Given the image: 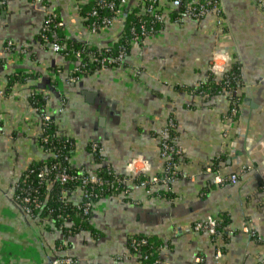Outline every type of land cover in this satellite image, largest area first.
<instances>
[{"label":"crops","instance_id":"0c3cea01","mask_svg":"<svg viewBox=\"0 0 264 264\" xmlns=\"http://www.w3.org/2000/svg\"><path fill=\"white\" fill-rule=\"evenodd\" d=\"M44 1L0 2V264H46L66 257L74 264H139L129 249L135 235L160 243L158 264H215L217 249L223 253L219 264H257L264 244L242 228L252 221L264 237V17L259 0H220L219 16L183 15L179 21L170 20L174 5L159 0L164 24L158 35L133 43L126 67L102 68L76 82L69 79L73 61L40 37L46 15L59 16L69 41L97 49L119 37L124 16L92 32L78 0ZM125 1V11L141 2ZM9 41L15 44L13 52L7 50ZM214 51L228 57L225 70L234 62L240 69L235 117L226 92L206 97L188 91L212 74ZM33 90L45 94V111L54 116L59 132L75 140L74 168L96 174L99 163L91 149L99 143L103 164L114 172L131 175L129 163L139 158L149 177L159 174V133L173 118L183 151L182 176L169 186H152V192L129 181L128 190L94 205V232L81 231L61 247L56 242L63 239L61 232L48 231L31 218L14 195L27 168L48 157L39 141L40 115L28 98ZM210 166L213 172L206 171ZM233 173L234 184L214 181ZM82 196L79 190L73 198ZM208 217L231 235L192 230Z\"/></svg>","mask_w":264,"mask_h":264},{"label":"trees","instance_id":"16d2710c","mask_svg":"<svg viewBox=\"0 0 264 264\" xmlns=\"http://www.w3.org/2000/svg\"><path fill=\"white\" fill-rule=\"evenodd\" d=\"M105 1L107 3L114 0ZM0 2L5 3L6 0H0ZM44 2L43 0V3ZM98 2L99 1L90 0L86 2L85 0H78L77 7L80 14L85 17L88 27H97V31H100L103 28H101V26L104 25V20L115 16L116 8L111 9L107 6L100 5ZM116 2L118 3L119 0H116ZM182 2H192V0H182ZM199 2L202 3L204 0H199ZM142 6L143 4L140 2L137 7L126 11L119 37L98 49L85 42L69 41L61 32L63 25L54 27V31L59 35V41L65 43L66 46V50H62L61 54L68 60L77 61V57L72 53L73 48H87L90 50L95 57L93 61L90 62L86 56L81 57L79 60L81 66L84 67L85 76L93 74L103 68L101 63L103 56L116 57L123 47H126L128 56L134 38H141L137 42L141 43L145 38L142 34L144 30H150L151 32V29L154 28L155 33L153 32L150 34H157L164 24L163 21H160L156 17L149 14H141L140 10ZM94 9H97V14L95 15L92 14ZM182 10L183 7L172 9L170 12V20L179 21V13ZM54 14L56 15V22H62L59 16L56 13ZM201 18L202 17H198L196 19ZM42 36L43 32L41 31L40 37L42 38ZM45 46H47V43ZM101 52L104 54L103 56H101ZM115 65L119 64L105 63L104 66L108 68ZM124 65H128L126 60L123 63V66ZM239 70V66L236 62L231 63L229 68L224 71V75L220 78L215 79L212 73L205 81L200 82L196 87H190L188 91L191 92L193 90V94L206 95V97L218 95L221 94V92L227 91L229 92L226 93V95L230 103V113L233 105H235L238 111L241 97L238 94L233 95L229 90L235 89L236 85L234 80H238V85H240L241 78ZM33 91L28 98L30 104L40 115L42 135L39 141L43 149L48 153V157L42 161L31 164L27 168L18 180V186L15 189L14 195L16 202L23 207L25 212L26 208L31 209V212L27 213L31 218L37 219L48 231L58 230L61 232L63 239H59L56 242L63 247V241H68L71 236L81 231L94 232V228L90 222L93 213L92 210L88 212L85 211L87 204H96L107 196L117 195L123 193L124 190H128V182L124 181L127 176L123 175V173H116L111 167L103 164L102 154L98 150L94 151L90 146V149L94 153L95 160L99 163L96 175L100 180L104 181V184L101 185L99 182L96 183L92 181L84 184L82 181L83 177H88L90 173L86 170L74 168L70 163L75 140L59 132L54 116L49 115L48 118H45V115H47L45 111L46 96L41 91ZM97 144L98 149H100L101 145L99 143ZM63 170H66L68 174L72 176L65 183H61L59 178V174ZM41 172H44L43 178L40 176ZM64 190L68 192L65 194ZM79 190H82L83 196L81 200L76 201L73 197ZM18 195L21 196V200L18 198ZM25 196H29L31 201L28 203L23 202L22 198ZM217 228L220 229L218 223ZM224 233L225 231H223L221 236H225ZM135 238H146L148 239V244L135 249L132 244V239ZM159 248L160 243L149 235H135L129 240V249L131 253L139 255V264H143V255L146 253L149 254L150 262L159 261Z\"/></svg>","mask_w":264,"mask_h":264},{"label":"built area","instance_id":"2783aa9c","mask_svg":"<svg viewBox=\"0 0 264 264\" xmlns=\"http://www.w3.org/2000/svg\"><path fill=\"white\" fill-rule=\"evenodd\" d=\"M35 2H40L43 3V0H34ZM90 1V0H85ZM91 1H99L98 3L102 6H107L111 9L116 8V13L115 16L112 18H107L104 20V25L101 26V28H106L110 27L113 24V21L115 19H119L123 16L126 15L125 11V0H119L117 3L116 0L107 2L105 0H91ZM172 5H174L175 8L173 9H179V7H183V10L179 13V18L183 15H188L194 19L198 17H204L209 13H216L218 16L222 14V10L220 7V0H204V2L200 3L199 0H192V2H182V0H169ZM143 6L140 10L141 14L143 15H151L153 17L158 18L160 21H164L162 17V11L161 8L159 7V0H141ZM120 3V4H119ZM193 3V4H192ZM259 7L261 9V12L264 17V0H259L258 1ZM93 15L97 14V9H94L92 12ZM164 23V22H163ZM63 22H56V15L53 12H50L46 15L43 26L41 31L43 32V41L44 43H47V46L55 53L61 54L62 50H66L65 43H61L59 41V35L57 32L54 31V27L56 26H62ZM153 27V26H152ZM100 28V29H101ZM90 30L92 32H98L97 27H91ZM155 33L154 28L147 31H143L142 34L145 37L144 40L148 37L151 36H156L157 34H150V33ZM141 38H134V42H138ZM45 43V44H46ZM15 49V44L12 41L8 42V48L7 50L9 52H13ZM72 53L77 57V61H73V68L71 70V73L69 75V79L72 82L79 81L80 79L83 78L84 75V67L81 66V62L79 61L81 57L86 56L89 61L94 60V54L88 50L87 48L83 49H72ZM107 52V51H104ZM101 56L104 54L101 52ZM127 58V53H126V47L121 48V51L118 56L116 57H107L103 56L101 63L103 68H105V63H117L119 65L113 66L115 67H126L125 65L123 66L124 61ZM228 57L226 54L220 52V51H214L212 59H211V65H210V70L213 74L216 75H224V71L226 68L227 60ZM235 82V89L234 90H229L232 92L233 95H237L236 88L238 85V80H234ZM226 93H229L226 91ZM237 115V109L235 105L231 107V116L235 117ZM49 115H45V118H48ZM176 128V123L173 118H169L166 125L163 127V129L159 133V155L160 158L163 161L162 165V171L153 176H148L145 171L147 169L146 163L142 162L141 159L139 158H133L130 161V166H132L131 169H133V173L129 176H127L124 181L129 182L131 181L134 185H140L144 186L147 188L148 192H152V186L154 185H162V186H169L173 181L177 180L179 177L182 176V173L180 171V159L182 157L183 151L181 147L177 144L176 142V136L174 135V131ZM94 151H99L102 153V148L98 149V144L94 143L92 146ZM137 162H142L144 166H138L136 165ZM246 167H242V171H244ZM207 172H213L211 166L206 168ZM40 176L43 178L44 177V172L40 173ZM72 176L68 174L66 170H63L59 174V178L61 183H65L68 179H70ZM193 177V176H190ZM74 178V176H73ZM261 178V188L264 189V173L260 175ZM83 183H88L89 181L92 182H99V184L103 185L104 181L100 180L96 174L92 175L90 174L88 177H83L82 179ZM214 181L217 183H222L224 181H229L231 183H236L237 181V175L236 174H231L228 175L227 177H220L216 176L214 178ZM68 191L64 190V193L66 194ZM18 198L21 200V196L18 195ZM23 202H30L31 198L29 196H25L22 198ZM94 203H88L85 211H91L94 208ZM31 209L26 208V213H30ZM192 230L196 233L198 232H206L214 236H218L223 234V231L221 232L217 228V221L214 217H208L204 221H197L194 223ZM242 231L246 233L250 238L254 239L255 241H258L262 244H264V237L257 233L254 229V225L252 221H247L245 225L242 228ZM231 235L232 231H226L224 234ZM132 244L135 247V249L148 244V239L146 238H141V239H132ZM136 257H139V255L136 254ZM223 257V253L220 249L216 250L215 256H214V262L215 264H219L221 262V259ZM144 262L143 264H158L159 261H149V254H144L143 255ZM55 264H74V260L71 257H66L63 259H57L55 261ZM257 264H264V256L259 259Z\"/></svg>","mask_w":264,"mask_h":264},{"label":"water","instance_id":"95a60500","mask_svg":"<svg viewBox=\"0 0 264 264\" xmlns=\"http://www.w3.org/2000/svg\"><path fill=\"white\" fill-rule=\"evenodd\" d=\"M57 260V259H56ZM56 260H53V261H48L46 264H55V261Z\"/></svg>","mask_w":264,"mask_h":264}]
</instances>
